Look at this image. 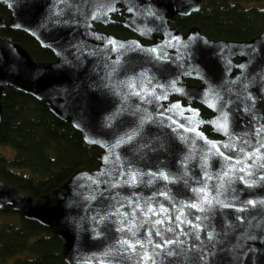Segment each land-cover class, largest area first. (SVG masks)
I'll use <instances>...</instances> for the list:
<instances>
[{"label": "water", "instance_id": "water-1", "mask_svg": "<svg viewBox=\"0 0 264 264\" xmlns=\"http://www.w3.org/2000/svg\"><path fill=\"white\" fill-rule=\"evenodd\" d=\"M201 3L0 0L9 11L8 18L0 15V28L22 30L55 55L53 60H36L0 32V124L1 99L9 86L42 100L86 143L98 147L93 167L76 168L60 187L37 197L0 179V208L11 207L53 231L67 264H139L143 249L123 251L121 238L145 241L155 264H264V169H253L245 180L237 169L221 188L226 162L211 148L216 144L234 161L242 158L240 148L252 151L257 140H264V132L256 134L264 126V29L249 39L233 40L210 38L195 25L185 32L176 28L174 17L197 11ZM115 13L123 15L118 21L135 36L101 28L117 21ZM129 81L137 91L146 85L155 92L133 95ZM195 102L211 113L202 114ZM176 104L180 108L170 111ZM193 112L197 115L189 123ZM225 113L227 134L214 124ZM204 126L217 136H209ZM191 127L202 138L185 131ZM129 170L141 174L135 185L124 183ZM205 184L211 196L219 192L222 203L204 204V211L188 207L199 203L193 189ZM137 202L141 209L132 237L126 226ZM148 205L157 211L165 207L170 219L145 217L142 211ZM180 209L183 223L176 220ZM121 213L128 214L127 220ZM156 219L165 223L154 227ZM121 221L124 231L118 230ZM157 230L161 236L155 235ZM149 231L153 244H147ZM164 240L175 243L154 248Z\"/></svg>", "mask_w": 264, "mask_h": 264}, {"label": "trees", "instance_id": "trees-1", "mask_svg": "<svg viewBox=\"0 0 264 264\" xmlns=\"http://www.w3.org/2000/svg\"><path fill=\"white\" fill-rule=\"evenodd\" d=\"M257 1L261 0H202L197 11L176 15L174 25L181 31L195 25L214 39H249L264 29V5L258 6ZM0 15H9L4 5H0ZM106 29L127 35L119 25ZM0 32L20 43L34 59H54L52 51L28 33L9 27ZM1 103L0 179L8 185L37 197L60 187L76 168L97 163L98 147L86 143L77 129L51 113L42 100L8 86ZM201 112L209 111L201 106ZM12 255H18L14 264H67L53 231L4 206L0 208V261Z\"/></svg>", "mask_w": 264, "mask_h": 264}, {"label": "snow or ice", "instance_id": "snow-or-ice-1", "mask_svg": "<svg viewBox=\"0 0 264 264\" xmlns=\"http://www.w3.org/2000/svg\"><path fill=\"white\" fill-rule=\"evenodd\" d=\"M59 2H64V0H59ZM152 51H155V49H153ZM148 83H150V81H148ZM127 86L131 90V94L137 95V96H140L142 93H144L146 95H152L155 92V88H152L151 91H149L146 85H141L140 90L137 91L136 90V83L134 81H129ZM174 86L175 85L173 83V87ZM176 91H180V89H176ZM212 106L215 107L214 104ZM179 108H180V105L176 104V105H173L172 108L169 110L172 111V110L179 109ZM189 111H191V110L189 109ZM179 115H181V116L184 115L183 110L179 112ZM196 115L197 114L195 112H193V116L188 118L189 123H193ZM173 123H176V121H173ZM214 124H215L217 130H221L225 134L228 133V118H227L226 113L222 115L221 119L214 121ZM178 127L184 128V125H178ZM185 131L196 132V127L185 128ZM261 132H264V126H261L260 128L256 129L257 136H259ZM196 135L198 137L202 138V133L196 132ZM128 139L131 140L132 137L129 136ZM121 142H123V141H117V145ZM245 143H247V141H245ZM257 145L258 146L255 147L254 150H252V151H246L243 147L240 148V152L243 154L242 158L237 157L233 161L232 157L225 156L224 152L220 151L219 146H217L214 143L211 144V148L215 149L216 153H218L221 157H223L224 161L226 162V170L223 171L222 175L219 176V180H220L219 187L222 188L225 178H230L231 175H233L237 169L239 172L244 173V175L240 177L241 180H245L246 177L252 176L253 175V171H252L253 169H264V151H262V149H264V140H257ZM224 147L228 148V147H230V145L225 144ZM231 147H233V149H234L235 145H231ZM121 175H123V173ZM139 175H141L139 172L129 170L128 179L125 180L124 183L135 185L137 183V177ZM149 175L150 176H156V173H149ZM159 176L165 180L168 179V176L163 172L159 173ZM205 176L208 180L212 179V177L210 175H208L207 173H205ZM260 179L264 180V175H261ZM149 182H151V181H149ZM248 183H249V185H251V184L256 183V181L253 180V181H250ZM193 191L197 194V197L199 198V203H195V202L191 203L190 205H187L188 207L195 208V209H198L200 211H204V208H203L204 204L211 205L214 200L216 201V203H222L218 199L219 192H217V196H215V197L211 196V194L208 190L207 184H205L204 187L195 188V189H193ZM161 194L166 195V193H161ZM247 203L255 205L256 202L249 200ZM261 203H264V201H262ZM129 204H131V201H129ZM223 206L229 207L230 205L224 204ZM139 209H141V205L139 204V202H137L135 207L133 208V211H132V219L128 220V223L126 226V230L131 234L132 237H136V228H137L136 211ZM119 211L120 210L117 209V212H119ZM179 211H180V215L176 216V220L183 223V220L181 219L183 216V209H180ZM167 212H168V209H166L163 206H161L159 208V210L157 211L151 205H148L147 208L142 211V214L145 217L164 215L165 219H170L166 216ZM121 215H123L125 220H127V218H128L127 213H121ZM165 219H156L155 221H152V224L154 227L156 225H163L165 223ZM197 219H199V217H197ZM145 222H148V221L146 220ZM189 223H191V222L189 221ZM121 225H122V227L118 230L124 231L125 227H124L123 221H121ZM177 227H179V224L177 225ZM167 230L172 231L171 228H168ZM155 235L161 236L162 234L159 230H157L155 232ZM147 236H148L147 244H153L154 242L151 239L152 232L149 231L147 233ZM209 238H211V234H209ZM172 243H175V241L164 240L163 243H155L154 248L155 249H163L165 246L170 245ZM118 244L123 251H130L132 253H136L138 247L140 249H143V252L141 254H139V264H148L149 261H152V264H155V260H154L153 256L151 254H149V252L147 251L145 241H143L141 239L131 240V239H127V238H121L118 241ZM105 255H109V253H105ZM100 264H104V262L101 261Z\"/></svg>", "mask_w": 264, "mask_h": 264}, {"label": "flooded vegetation", "instance_id": "flooded-vegetation-1", "mask_svg": "<svg viewBox=\"0 0 264 264\" xmlns=\"http://www.w3.org/2000/svg\"><path fill=\"white\" fill-rule=\"evenodd\" d=\"M8 17H9V15H8ZM8 17H6V18H8ZM112 17L113 18H115V19H117V21H112V22H110V23H108L107 25H105V26H101V28L102 29H105V30H107L106 29V27L107 26H109V25H119L122 29H124V30H126V36H135L136 34H134L130 29H128V28H126L125 26H123L119 21H118V19L120 20V19H122L123 18V15H121V14H117V13H115V14H112ZM98 25H100V24H98ZM1 29V28H0ZM108 31V30H107ZM185 32V31H184ZM142 39V41H144V42H149L150 40L149 39H147V38H145V37H142L141 38ZM188 81V80H187ZM189 82V81H188ZM195 82V81H194ZM194 82H191V83H194ZM195 84H198V82H196ZM198 105L199 107H200V110H201V105H199V104H197L196 102L194 103V105ZM208 110V109H207ZM209 111V110H208ZM202 114H210L211 112L209 111V112H206V113H203V112H201ZM203 130H205V132L206 133H208V135L209 136H213V137H216L217 136V134H214V133H212V132H210V127L209 126H204L203 127Z\"/></svg>", "mask_w": 264, "mask_h": 264}, {"label": "rangeland", "instance_id": "rangeland-1", "mask_svg": "<svg viewBox=\"0 0 264 264\" xmlns=\"http://www.w3.org/2000/svg\"><path fill=\"white\" fill-rule=\"evenodd\" d=\"M258 6L259 5H264V0H261V1H257L256 3ZM3 149V146L0 147V150L2 151ZM5 217H1V219H4ZM16 256L18 255H12V256H9L7 257L5 260L3 261H0V264H14V259Z\"/></svg>", "mask_w": 264, "mask_h": 264}]
</instances>
